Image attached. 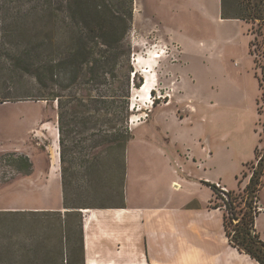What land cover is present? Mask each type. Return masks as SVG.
I'll list each match as a JSON object with an SVG mask.
<instances>
[{"label": "rangeland", "instance_id": "374dc122", "mask_svg": "<svg viewBox=\"0 0 264 264\" xmlns=\"http://www.w3.org/2000/svg\"><path fill=\"white\" fill-rule=\"evenodd\" d=\"M219 1L212 0L211 6L199 8L188 5L186 0H140L138 8L134 5V19L127 35L130 62L119 67L123 73L117 75L121 82L115 77L114 86L87 83L83 75L72 83L69 71L57 69L52 88L57 96L53 100L20 99L21 86L34 87L33 81L9 63L1 65L0 210H64L61 157L60 169L51 172L58 134L60 154H65L74 186L81 180L88 189L75 203L87 206L84 209L89 212L97 210L92 207L115 210L126 205L114 165L121 151L108 155L100 144L105 128L123 125L125 118L119 110L129 105L125 124L134 137L128 147V204L145 207L151 192L169 193L172 187L176 193L200 197L213 194L214 203L224 205L207 183L219 182L231 191L230 201L241 217L240 209L247 199L243 189L257 167L256 150L264 153V26L259 21L222 18ZM230 6L238 8L237 0H229ZM136 58L141 62H135ZM58 62L55 56L54 63ZM152 63L157 65L158 80L151 99L149 93L139 92L138 85L144 81L143 67ZM131 68L138 71L136 77ZM125 72H130V78L125 77ZM102 92L112 96L106 106L100 102ZM74 95L90 107L87 124L83 112L72 122L66 116L60 120ZM147 101L156 103L155 108H148ZM102 107L111 112L110 121L102 117ZM78 109L81 112L85 107L78 105ZM107 133L112 136L115 131ZM19 155L32 161L30 172L12 165L13 156ZM101 164L106 167L105 174ZM151 185L155 186L152 191ZM257 196L264 205V179ZM229 211L231 215L230 208ZM89 212L83 210L84 217ZM69 220L74 225L75 217ZM7 224L4 217V226ZM19 228L24 236L29 229L26 222ZM7 229L4 227V235H9ZM259 231L264 237V215L259 220ZM109 232L113 247L119 248L120 234L116 230ZM69 233L71 239L63 260L52 254L44 258V264H77L72 249L76 239L74 233ZM49 235L53 239L47 244L53 246L57 232ZM127 242V252L117 254L118 264L123 258L131 262L137 258L136 236L130 235ZM29 245V241L22 240L15 247L23 254L20 248ZM4 264H13L9 254L4 255Z\"/></svg>", "mask_w": 264, "mask_h": 264}, {"label": "trees", "instance_id": "16d2710c", "mask_svg": "<svg viewBox=\"0 0 264 264\" xmlns=\"http://www.w3.org/2000/svg\"><path fill=\"white\" fill-rule=\"evenodd\" d=\"M237 2L239 7L231 8L229 0H221L222 18L240 19L251 23L259 21L261 26H264V0ZM134 4L135 0H0V66L9 63L34 83L31 88L27 85L21 86L20 99L53 100L57 96L52 90L56 83L57 69H64L66 73L69 71L72 74V83H77L80 75H83L88 78L87 83L92 81L116 85L115 77L123 74L120 73L119 67L125 62H130L131 46L127 35L134 19ZM55 56L59 57L58 63H54ZM11 68V71H15ZM130 71L134 72V77L137 76L138 71L133 68ZM124 75L130 78V72H125ZM118 79L120 81L119 77ZM142 83L143 81L138 85L139 88ZM100 97V102L106 106L112 96L108 92H102ZM61 104L64 106L63 102ZM78 105L85 107V110L80 112ZM100 110L104 120L110 121L111 112L107 107L99 108ZM82 112L87 124L91 119L90 107L74 95L68 110L64 115L60 114V120L66 116L72 122ZM119 113L125 118L123 125L105 128L104 131L113 129L115 133L109 136L106 132L100 147L102 152L108 155L121 151L119 161L114 165L124 194L126 150L133 137L129 126L125 124L129 117V105H124ZM256 156L257 167L243 189L247 199L245 206L240 209L241 217L230 201L231 191L229 190L225 198L220 196L215 183H207L215 190L217 199L224 202V205H221L216 201L213 207L226 209L225 229L231 244L260 264H264V239L256 231V219L260 210L259 206L254 205L258 204L257 193L264 179V153L259 154L256 150ZM12 161V165L25 173L30 172L33 167L32 161L26 155L13 156ZM105 168H101L103 174L106 172ZM61 177L64 210H0V264H4L5 254H9L13 264H44V258L52 254L55 259L63 260L68 240L71 239L69 232L74 233L76 239L72 248L77 256L76 263L85 264L82 209L88 207L76 204L75 201L88 189L81 180L74 186L63 151ZM234 198L232 197V200ZM228 207L232 210L231 215ZM72 216L75 217L74 225L69 220ZM4 217L7 226H4ZM23 222H26L29 228L25 236L19 228ZM4 227L8 228L9 235H4ZM53 231L57 232V243L50 246L47 241L53 239L49 235ZM6 240L9 242L6 243ZM22 240L29 241L30 245L28 248L21 247L20 250L25 253L19 254L15 246H19Z\"/></svg>", "mask_w": 264, "mask_h": 264}, {"label": "crops", "instance_id": "0c3cea01", "mask_svg": "<svg viewBox=\"0 0 264 264\" xmlns=\"http://www.w3.org/2000/svg\"><path fill=\"white\" fill-rule=\"evenodd\" d=\"M186 2L199 8L212 5V0ZM134 5L138 8L140 0H135ZM218 8L221 9V0ZM128 147L124 191L126 205L115 210L105 207L91 209L84 217L85 264H118V257L128 250L127 239L132 234L137 238L134 243L137 258L133 262L123 258L122 264H260L231 244L225 229V210L213 207V194L200 197L176 193L170 187L169 193L151 192L150 203L145 207L129 205ZM154 188L153 185L149 187L151 191ZM258 205L260 213L256 219V231L264 239L259 231V220L264 215L261 198ZM96 222L100 225H96ZM109 230H116L120 234L117 239L122 241V245L117 244L119 248L113 247V236Z\"/></svg>", "mask_w": 264, "mask_h": 264}, {"label": "bare ground", "instance_id": "6f19581e", "mask_svg": "<svg viewBox=\"0 0 264 264\" xmlns=\"http://www.w3.org/2000/svg\"><path fill=\"white\" fill-rule=\"evenodd\" d=\"M156 57H161L160 54H157ZM138 60L139 62H141V59L140 58H136L135 59V62L138 63ZM156 64L155 63H152L146 67H143L144 68V81L141 85L140 88H138L139 92H142V94L146 93H149L150 94V98L152 99V94H153V87L155 85H157V80H158V77H157V74H156V71H155V68H156ZM148 103V108H150L151 110L153 108H155V104H152L151 101H147ZM135 120V119H133ZM140 124V123H139ZM58 137V138H57ZM56 142L54 143V146H53V154H52V167H51V172H56L60 169V157H61V154H60V147H59V139H60V135L58 134L56 136ZM178 185V184H176ZM84 212H89L90 209H83Z\"/></svg>", "mask_w": 264, "mask_h": 264}, {"label": "built area", "instance_id": "2783aa9c", "mask_svg": "<svg viewBox=\"0 0 264 264\" xmlns=\"http://www.w3.org/2000/svg\"><path fill=\"white\" fill-rule=\"evenodd\" d=\"M215 184L220 189V192L223 195V197L227 198V193L229 192V189L227 187L221 185L219 182H216Z\"/></svg>", "mask_w": 264, "mask_h": 264}, {"label": "water", "instance_id": "95a60500", "mask_svg": "<svg viewBox=\"0 0 264 264\" xmlns=\"http://www.w3.org/2000/svg\"><path fill=\"white\" fill-rule=\"evenodd\" d=\"M83 211V210H82Z\"/></svg>", "mask_w": 264, "mask_h": 264}]
</instances>
